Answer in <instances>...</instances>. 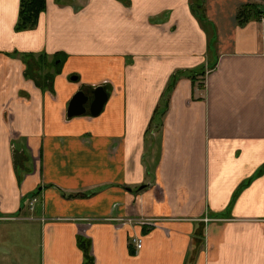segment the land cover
Here are the masks:
<instances>
[{
    "label": "crops",
    "instance_id": "crops-1",
    "mask_svg": "<svg viewBox=\"0 0 264 264\" xmlns=\"http://www.w3.org/2000/svg\"><path fill=\"white\" fill-rule=\"evenodd\" d=\"M126 1L0 0V264H264V0Z\"/></svg>",
    "mask_w": 264,
    "mask_h": 264
},
{
    "label": "water",
    "instance_id": "water-1",
    "mask_svg": "<svg viewBox=\"0 0 264 264\" xmlns=\"http://www.w3.org/2000/svg\"><path fill=\"white\" fill-rule=\"evenodd\" d=\"M74 80L76 81L77 79L75 78ZM93 96L94 100L88 109L91 98L84 91L79 92L70 103L68 117L70 119L80 118L86 116L88 113L92 117H99L109 101V95L103 87H99L93 92Z\"/></svg>",
    "mask_w": 264,
    "mask_h": 264
},
{
    "label": "trees",
    "instance_id": "trees-1",
    "mask_svg": "<svg viewBox=\"0 0 264 264\" xmlns=\"http://www.w3.org/2000/svg\"><path fill=\"white\" fill-rule=\"evenodd\" d=\"M123 1L127 3L126 0ZM46 9L47 0H23L17 31L26 32L35 30L39 24L40 16ZM250 13H256V11L252 8H246L245 11L241 13L240 20L242 23L250 19Z\"/></svg>",
    "mask_w": 264,
    "mask_h": 264
},
{
    "label": "built area",
    "instance_id": "built-area-1",
    "mask_svg": "<svg viewBox=\"0 0 264 264\" xmlns=\"http://www.w3.org/2000/svg\"><path fill=\"white\" fill-rule=\"evenodd\" d=\"M259 23H260L261 30H262V38L264 39V11L261 12V15H260V18H259ZM134 243H135L136 248L138 250H142L143 249V246H144L143 240L135 239Z\"/></svg>",
    "mask_w": 264,
    "mask_h": 264
},
{
    "label": "flooded vegetation",
    "instance_id": "flooded-vegetation-1",
    "mask_svg": "<svg viewBox=\"0 0 264 264\" xmlns=\"http://www.w3.org/2000/svg\"><path fill=\"white\" fill-rule=\"evenodd\" d=\"M89 97L91 98V102H90L88 108L90 107V105H91V103H92V101H93L92 97H91V96H89Z\"/></svg>",
    "mask_w": 264,
    "mask_h": 264
}]
</instances>
